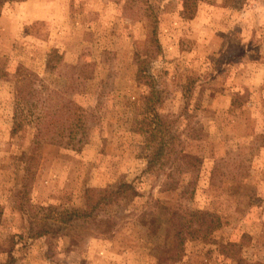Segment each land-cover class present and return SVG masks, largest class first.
Segmentation results:
<instances>
[{"label": "rangeland", "instance_id": "rangeland-1", "mask_svg": "<svg viewBox=\"0 0 264 264\" xmlns=\"http://www.w3.org/2000/svg\"><path fill=\"white\" fill-rule=\"evenodd\" d=\"M239 259L264 264V0L3 3L0 264Z\"/></svg>", "mask_w": 264, "mask_h": 264}, {"label": "trees", "instance_id": "trees-1", "mask_svg": "<svg viewBox=\"0 0 264 264\" xmlns=\"http://www.w3.org/2000/svg\"><path fill=\"white\" fill-rule=\"evenodd\" d=\"M12 1H16V2H20V1H24V0H0V7L2 6V4L3 3H5V2H12ZM233 103V105L235 106L236 104H235V101H233L232 102ZM162 151V149L161 148H156L154 151H153V155H152V159L153 158H155V157H157L158 158V156L160 155V152ZM81 212H79V211H77V210H71V211H65L63 214H64V216H60V219L61 220H58L59 222H63V223H66V222H68V221H70V220H72L73 219V217H80V215H82V214H80ZM201 216H206V214H202ZM56 220V219H55ZM238 264H252V263H246L243 259H239L238 260V262H237ZM254 264H256V263H254Z\"/></svg>", "mask_w": 264, "mask_h": 264}]
</instances>
